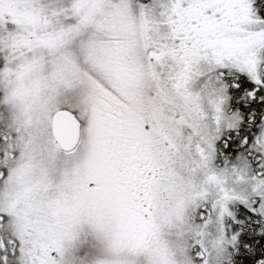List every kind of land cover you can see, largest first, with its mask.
I'll list each match as a JSON object with an SVG mask.
<instances>
[{"label":"snow or ice","instance_id":"6c2138e0","mask_svg":"<svg viewBox=\"0 0 264 264\" xmlns=\"http://www.w3.org/2000/svg\"><path fill=\"white\" fill-rule=\"evenodd\" d=\"M0 264H264V0H0Z\"/></svg>","mask_w":264,"mask_h":264}]
</instances>
